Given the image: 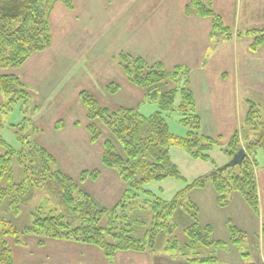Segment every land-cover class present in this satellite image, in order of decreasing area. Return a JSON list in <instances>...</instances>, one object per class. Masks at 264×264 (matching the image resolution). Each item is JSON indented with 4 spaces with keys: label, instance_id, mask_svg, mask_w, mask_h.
Wrapping results in <instances>:
<instances>
[{
    "label": "rangeland",
    "instance_id": "obj_1",
    "mask_svg": "<svg viewBox=\"0 0 264 264\" xmlns=\"http://www.w3.org/2000/svg\"><path fill=\"white\" fill-rule=\"evenodd\" d=\"M75 0V9L52 13L50 32L52 43L43 51L32 54L20 67L0 69V75L13 74L29 90L28 104L21 101L6 113L0 111V134L16 150L30 146L43 148L52 155L57 168L75 179L80 188L102 207L111 209L121 199L126 189L118 169L103 164L104 142L108 131L91 142L88 131V111L81 95L95 102L97 108L117 110L120 107L138 108L145 116L158 111V106L145 100V91L133 86L118 63L117 56L124 52L141 57L149 64L160 62L166 69L183 66L190 70L207 67L212 76L235 77L238 80L236 98L231 95L226 112L242 115V124L250 103L259 106L264 119V21L248 23L249 13L261 15L260 5L264 0H205L222 18L223 28L214 31L211 18L198 17L186 12V0ZM189 3V2H188ZM256 5V10L251 7ZM218 7V8H217ZM171 13L182 12L189 17L171 19ZM55 10V9H54ZM58 11V12H57ZM264 13V10H263ZM198 19H196V18ZM207 21L210 34L206 36L205 24L192 20ZM259 21V20H258ZM256 21V22H258ZM255 22V23H256ZM207 37V38H206ZM196 74L197 72H193ZM196 74L195 76H197ZM201 75V74H200ZM117 87L112 92L110 88ZM110 87V88H109ZM192 89V87H191ZM88 95V96H87ZM10 95L0 90V106L6 105ZM180 97L176 99V106ZM4 110L8 108L2 107ZM170 132L176 137H185L188 129L181 123L178 111L165 113ZM239 127L241 146L247 147L255 137L248 131L243 135ZM221 144L226 145L229 134L223 132ZM21 136V137H20ZM25 138V146L20 138ZM211 137V136H210ZM248 139L247 142L243 138ZM215 138V137H212ZM211 160L194 159L178 147L171 148V157L180 175L188 183L214 170V164L227 165L229 157L215 148ZM227 159H229L228 163ZM257 170L264 186V152L254 155ZM94 172H98L96 177ZM83 173H86L82 180ZM81 178V179H80ZM183 179L169 178L145 186L150 196L141 198L151 202L159 198L171 201L186 187ZM46 210L56 209V201L48 200L44 191H38L35 199L25 207L10 211L7 204L0 207V215L6 218L20 233L21 245L15 237H8L14 252V264H149V253H118L110 262L95 247L73 241L52 240L43 235L23 233L33 225L39 206ZM216 228H219L217 225ZM214 231V241L224 239V232ZM241 243H230L214 247H202L199 256H216L221 261H240L242 264H259V255L264 260V241L253 234H245ZM44 241V244H39ZM231 253L243 254L239 258ZM145 254V255H144ZM176 263L184 261L179 252H160ZM192 256V253H189ZM157 256V254L153 255ZM261 261V260H260Z\"/></svg>",
    "mask_w": 264,
    "mask_h": 264
},
{
    "label": "trees",
    "instance_id": "obj_2",
    "mask_svg": "<svg viewBox=\"0 0 264 264\" xmlns=\"http://www.w3.org/2000/svg\"><path fill=\"white\" fill-rule=\"evenodd\" d=\"M57 3H62L67 10L75 9V0H0V69L20 67L32 54L50 47V17ZM186 7L190 14L211 18L215 32L223 28L222 18L212 9L211 3L190 0ZM117 60L130 83L145 91V100L158 106L157 112L145 116L138 108H97L86 94L81 95L88 111L91 142L96 143L103 136L99 124L108 131L102 161L106 167L118 169L126 186L121 199L111 209L102 207L75 179L57 168L55 159L43 148L30 146L16 150L0 134V207L7 204L10 211L18 213L41 190L48 200L56 201V209L47 211L45 205L39 206L37 214H33V225L23 233L93 246L109 262L122 252L160 255V252L174 251L190 264L215 263L216 256H199V252L202 247L222 246L227 241L211 238L213 229L200 223L199 208L189 194L211 186L218 206H229L232 196L239 194L259 214L254 155L259 150L264 152L261 110L250 103L241 124L243 135L247 133L246 127L253 133V143L249 142L244 149L239 130H236L223 146V137L212 138L202 132L189 69L176 66L168 70L160 62L149 64L141 57L124 52ZM110 89L114 92L117 87ZM0 90L10 95L8 103L0 106V111L6 114L14 104L21 101L26 105L31 98L29 90L13 74L0 75ZM178 97L180 102L176 106ZM175 111L188 129L183 138L174 136L167 123L165 113ZM0 127H4L1 120ZM243 139L248 141L247 137ZM20 141L28 145L24 137ZM172 147L181 148L192 158L202 161L211 160V152L220 147L230 162L243 149L246 157L236 166L214 164L212 173L188 183L172 160ZM97 174L94 172L93 176ZM85 175L81 176L82 180ZM169 178L183 179L186 183L171 201L157 198L151 202L141 198L142 195L150 196L146 185ZM229 232L232 244H239L245 238L233 225H229ZM19 234L11 222L0 215V264H14V252L7 238L15 237V243L21 245Z\"/></svg>",
    "mask_w": 264,
    "mask_h": 264
},
{
    "label": "crops",
    "instance_id": "obj_3",
    "mask_svg": "<svg viewBox=\"0 0 264 264\" xmlns=\"http://www.w3.org/2000/svg\"><path fill=\"white\" fill-rule=\"evenodd\" d=\"M188 2H190V0H186V2H184L186 4L184 8H182V10H184L185 7L189 4ZM237 4H239V0H237ZM259 5V10L262 12L261 15L255 17L252 15V13H249L248 18L246 19L248 23L257 24L264 21V7L260 3ZM255 6L256 5L253 6V4L251 3L252 11L253 9H257ZM57 9L59 12H63L64 6L57 5L54 12H56ZM173 10L174 9L169 10V18L179 20L183 19V17L185 16V19L190 20L189 17H187L183 12L179 15H173L171 13ZM53 15L51 17V22L53 21ZM195 18H193L192 20L194 21L198 19ZM194 22H196L197 25L205 24V33L208 37L210 34V30L207 28L206 19L196 20ZM193 72H197L196 74L198 75L195 76L196 74H194ZM193 72L191 76V87L196 100L197 112L202 121V132L205 135L211 137H223L219 134L226 132V134H229L230 137L236 130H239V127H241L242 115H232V113L230 114V110L226 112V109L223 106H227V100L231 96L234 99L236 98L238 90V80L235 77H226V75L224 74L213 77L212 72H210L207 67L202 66L196 67ZM228 162L229 159H227V162L225 163ZM260 183H262V177L257 170V186L260 204L259 214H256L239 194H235L232 196L229 206L224 208L218 206L216 202V193L211 186H208L204 189L193 190L189 194V197L191 201H193L199 208L200 223L203 226L212 227L214 235L216 237L217 234H219L217 230H222L224 232V236H226L223 237V240H230L231 236L229 232V225H233L243 234H253V236H256L258 239H262L264 241V186L260 187ZM217 225L219 226V228H216ZM234 255H237V258H239L241 255L243 256V254L240 253H231L230 257H233ZM259 257V264H264V260L261 259V254L259 255ZM146 258L148 262H150L149 264H190L185 260L176 263L175 260H171L167 258V256L162 255H157L155 257L150 254V256L147 255ZM228 259L229 260L226 261H221L220 259H218L215 263L210 264H242L240 261L232 260V258Z\"/></svg>",
    "mask_w": 264,
    "mask_h": 264
},
{
    "label": "water",
    "instance_id": "obj_4",
    "mask_svg": "<svg viewBox=\"0 0 264 264\" xmlns=\"http://www.w3.org/2000/svg\"><path fill=\"white\" fill-rule=\"evenodd\" d=\"M246 157V152L244 150H241L239 154H237L228 165L236 166L238 164H241V162Z\"/></svg>",
    "mask_w": 264,
    "mask_h": 264
}]
</instances>
